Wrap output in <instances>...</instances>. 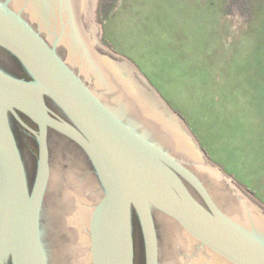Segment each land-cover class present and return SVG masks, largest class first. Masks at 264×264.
<instances>
[{"label": "water", "instance_id": "1", "mask_svg": "<svg viewBox=\"0 0 264 264\" xmlns=\"http://www.w3.org/2000/svg\"><path fill=\"white\" fill-rule=\"evenodd\" d=\"M95 3L0 0V47L30 76L0 70V264H134V217L144 264H264L262 210L132 62L99 38L90 25ZM14 110L38 125L31 185L9 126ZM50 128L86 153L99 200L74 157L67 165L57 153L50 167ZM172 147L204 154L208 170Z\"/></svg>", "mask_w": 264, "mask_h": 264}, {"label": "rangeland", "instance_id": "2", "mask_svg": "<svg viewBox=\"0 0 264 264\" xmlns=\"http://www.w3.org/2000/svg\"><path fill=\"white\" fill-rule=\"evenodd\" d=\"M90 25L264 214V0H96Z\"/></svg>", "mask_w": 264, "mask_h": 264}, {"label": "flooded vegetation", "instance_id": "3", "mask_svg": "<svg viewBox=\"0 0 264 264\" xmlns=\"http://www.w3.org/2000/svg\"><path fill=\"white\" fill-rule=\"evenodd\" d=\"M91 46H92V50L98 55V47L96 46V44ZM61 58L63 59V57ZM0 70L11 77L26 81L30 80V76L28 75L27 71L24 69L22 64L11 53H9L8 51H6L1 47H0ZM45 102H46V106L53 112V114L57 118L70 123L69 119L52 101L46 99ZM14 111L17 116H15L10 111L7 112L9 126L14 136L20 154V158L22 160L25 169L27 182L29 185H31L35 177L37 160H38V141L36 135L32 133V131L37 132L38 125L20 111L18 110H14ZM20 120L25 124L26 127L21 124ZM172 148L174 149V151L180 153L183 157L187 158L192 164H199L201 168H203L206 171L208 170V165L210 164L208 163V160L204 157V154L200 153V158L199 157L196 158V156L195 158L194 157L192 158L187 156L184 150L180 148L179 149H175L174 147ZM48 150H49L50 167L54 157L57 156V153H60L62 157H66L68 155L65 159L67 165H68L67 158L74 157L79 163V167L84 168V171L88 174L91 181H93L94 184L96 185V189H98V200L101 198L102 186L99 177L97 180L96 174L93 170V167L91 165L88 156L75 142H73L72 140H70L68 137L61 134L60 132L50 128L48 131ZM133 220H134L133 239H134V249H135L134 264H144L141 232L135 217ZM203 253L206 256H208V253L205 252Z\"/></svg>", "mask_w": 264, "mask_h": 264}]
</instances>
